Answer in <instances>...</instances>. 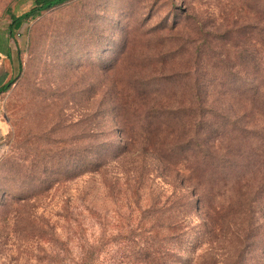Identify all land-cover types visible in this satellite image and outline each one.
Listing matches in <instances>:
<instances>
[{
    "label": "rangeland",
    "instance_id": "obj_1",
    "mask_svg": "<svg viewBox=\"0 0 264 264\" xmlns=\"http://www.w3.org/2000/svg\"><path fill=\"white\" fill-rule=\"evenodd\" d=\"M31 7L0 0V49L9 55L0 53V80L13 82L0 93V264H147V253L163 264H197L206 252L219 262L231 256L238 240L230 232L212 249L192 246L198 212L181 207L178 178L150 153L109 156L98 171L92 164L120 145L115 93L132 90L159 61L177 63V48L203 50L199 71L244 79L252 66L242 60L254 59L264 39V0H71L11 37L10 15ZM251 216L260 235L263 193ZM251 251L246 264L258 260Z\"/></svg>",
    "mask_w": 264,
    "mask_h": 264
},
{
    "label": "trees",
    "instance_id": "obj_2",
    "mask_svg": "<svg viewBox=\"0 0 264 264\" xmlns=\"http://www.w3.org/2000/svg\"><path fill=\"white\" fill-rule=\"evenodd\" d=\"M30 1L32 7L27 12L10 15L11 37L28 20L71 0ZM259 46L254 59L242 60L252 66L244 79L228 71H199L203 50L192 53L189 47L177 48V63L159 61L132 90L115 93V130L120 145L99 153L92 164L98 171L109 156L117 158L138 148L139 154L150 153L161 168L169 169L173 180L178 178V188L183 187V193L179 191L181 207H194L199 215L192 246L206 244L212 249L222 244L229 232L238 240L231 256L222 260L224 254L219 255V262L215 254L206 252L196 258L197 264H246L249 247L250 253L259 251L256 264H264V232L259 235L261 225L255 226L251 220L257 197L264 194V39ZM0 53L4 52L0 49ZM4 55L9 57L8 51ZM12 83L0 80V93ZM256 175H260L259 182L251 184ZM229 190L233 198L228 200L225 195ZM150 239L155 240L156 235ZM147 258V264H163L151 253Z\"/></svg>",
    "mask_w": 264,
    "mask_h": 264
}]
</instances>
